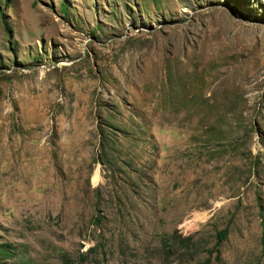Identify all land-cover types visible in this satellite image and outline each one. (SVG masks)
I'll return each mask as SVG.
<instances>
[{
	"label": "rangeland",
	"instance_id": "rangeland-1",
	"mask_svg": "<svg viewBox=\"0 0 264 264\" xmlns=\"http://www.w3.org/2000/svg\"><path fill=\"white\" fill-rule=\"evenodd\" d=\"M0 264H264V0H0Z\"/></svg>",
	"mask_w": 264,
	"mask_h": 264
},
{
	"label": "trees",
	"instance_id": "trees-1",
	"mask_svg": "<svg viewBox=\"0 0 264 264\" xmlns=\"http://www.w3.org/2000/svg\"><path fill=\"white\" fill-rule=\"evenodd\" d=\"M226 232H227L226 230H220L217 232V234H216L217 244H220L225 239ZM6 246L8 247V245H6ZM1 252L6 253V250L3 249V250H1Z\"/></svg>",
	"mask_w": 264,
	"mask_h": 264
}]
</instances>
